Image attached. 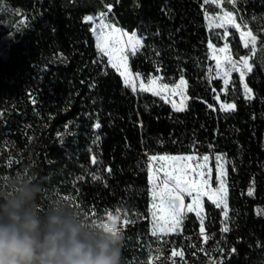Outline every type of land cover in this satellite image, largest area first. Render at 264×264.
<instances>
[{"label":"trees","instance_id":"trees-1","mask_svg":"<svg viewBox=\"0 0 264 264\" xmlns=\"http://www.w3.org/2000/svg\"><path fill=\"white\" fill-rule=\"evenodd\" d=\"M138 1L0 0V194L7 192L11 178L35 176L42 188L38 204L44 210L62 202L89 223L102 222L105 210L114 215L116 209L127 210L134 223L120 232L121 264H145L148 247L161 248L166 258L173 250L183 249L187 263L207 264V259L193 253L199 232L193 214L186 216L181 233L167 235L159 243L151 236L146 152L224 153L231 162L226 167L233 223L224 234L227 244L221 242V246L236 249L224 256V264H264V215L256 213L258 207L264 208V67L257 60L255 70L246 76L255 94L253 100L246 101L239 87L229 91L228 100L237 105L233 112L218 107L200 109L192 103H187L185 111L175 112L160 97L134 94L125 88L107 58L98 54L85 17L107 12L106 6L111 5L108 18L112 22L146 38L150 72L161 75L165 83L177 82L182 74L179 58L174 63H153L158 48L148 46V28L140 22ZM188 3L164 0V7L180 22ZM206 7L215 12L213 6ZM239 8L250 19L253 14H264V0H245ZM250 27L259 30L255 23ZM210 42L222 45L213 35ZM226 42L233 54H246L236 36H228ZM203 56L204 50L188 48L186 58L192 70L205 67ZM155 67L160 71L153 70ZM214 86L216 91L221 89L218 82ZM33 97L38 101L35 105ZM97 119L101 127L94 130ZM57 133L64 134L62 139ZM97 135L99 144L93 145ZM93 154L102 165H91ZM109 166L112 173L104 172L102 181L93 182L90 177L76 181L81 175L87 177L88 169ZM253 180L255 194L250 197L247 191ZM67 196L74 199H65ZM204 209L205 228L215 235L212 243L216 246L221 240L222 217L209 202ZM133 212L139 215H131Z\"/></svg>","mask_w":264,"mask_h":264},{"label":"snow or ice","instance_id":"snow-or-ice-1","mask_svg":"<svg viewBox=\"0 0 264 264\" xmlns=\"http://www.w3.org/2000/svg\"><path fill=\"white\" fill-rule=\"evenodd\" d=\"M245 0H203L201 9L207 28L223 30L221 38L225 41L229 36V29H234L239 33L242 47L247 50L246 54L239 55L238 59L233 58V53L227 42L222 47L215 46L209 42L207 47L210 50V59L215 61V68H209L208 79H220L222 81L221 92L227 93L229 86L232 84V74H239V81L243 89V96L246 101H251L255 98L253 89L246 82V76L255 70L256 61L259 60L260 66L264 67V14L259 16L253 14L250 19L241 15L239 5ZM214 6L216 11L210 12L206 6ZM225 5L230 6L226 10ZM107 12L101 11L98 15L86 16L85 22H93L91 31L96 38L97 52L101 58H107L108 65L122 78L125 88H130L135 94L137 92L151 93L153 96L160 97L165 103L171 104L173 111L182 112L187 109V102L190 99L187 95V81L181 74L179 82L165 83L162 76L148 75L144 76L139 72H132L129 66V57L137 56L145 47V37L139 35L136 31L131 33L117 27L108 16L111 13V5H107ZM98 20L99 23H94ZM257 24L258 31H254L250 25ZM159 55V53H156ZM160 69L157 68V72ZM215 71V76L211 73ZM106 74V73H105ZM94 86V85H93ZM215 92L216 90L213 89ZM179 96L177 102L175 97ZM215 99L220 104V110L223 112H233L236 110V103L221 102L219 95ZM32 103H38L35 97L32 98ZM212 108L211 105H209ZM215 110V109H213ZM142 126V125H141ZM101 124L99 120L93 124V129H99ZM66 130L68 126H65ZM65 134H69L66 133ZM64 134L57 133L58 138ZM100 137L97 135L93 140V145H98ZM194 147V146H193ZM211 147V146H210ZM91 151V149H90ZM148 155V174L150 195L152 203L149 212L152 218V227L150 229L151 236L157 238V242L163 241V237L169 234H179L183 230V222L189 213H194L199 221V236L202 243L198 251L203 252L207 257V264H224V256H231L236 252L235 247L228 251L221 246L227 244L226 235L231 231L230 207L228 203V169L226 165L231 163L227 155L219 153L215 155V181L216 187L211 185V169L209 168L208 154L199 155L195 152L187 155ZM93 166L102 165V161L93 154L90 159ZM11 161H9V166ZM233 171L235 168L233 167ZM112 173L111 167H100L96 171L87 170V177L81 175L76 178V181L86 180L90 177L93 182L104 180L103 173ZM162 173V175H161ZM255 181L253 180L247 191V195L254 197ZM190 198L189 203H185V198ZM207 198L216 208L221 210V240L216 242V246L212 250H207L206 245L209 239H215L214 234H208L205 228V220L207 214L205 212L203 201ZM65 199L72 200L74 197L67 196ZM106 211V219L103 226L106 230L121 232L122 229L117 226V221L123 216L122 224L126 227L134 221L130 218L127 210L121 212V209H116V214L109 210ZM257 215H264V208L256 209ZM131 215L138 216V213L133 212ZM261 246L260 242H257ZM192 247H196L192 245ZM160 248L150 251V259L148 264H156L160 261L161 264H166L170 261L171 264H176V257H179L183 262L184 251L173 250L171 256L161 259ZM213 252L220 254L217 258ZM154 253V254H153Z\"/></svg>","mask_w":264,"mask_h":264},{"label":"clouds","instance_id":"clouds-1","mask_svg":"<svg viewBox=\"0 0 264 264\" xmlns=\"http://www.w3.org/2000/svg\"><path fill=\"white\" fill-rule=\"evenodd\" d=\"M35 176L7 182L0 194V264H121L120 232L89 223L67 204H38Z\"/></svg>","mask_w":264,"mask_h":264},{"label":"rangeland","instance_id":"rangeland-1","mask_svg":"<svg viewBox=\"0 0 264 264\" xmlns=\"http://www.w3.org/2000/svg\"><path fill=\"white\" fill-rule=\"evenodd\" d=\"M202 2L203 0H189V3L182 10L183 18L180 22L176 21L173 18L172 10L165 9L164 0H139L137 5H138V12L140 14V22L143 25H146L148 28L147 29V37L149 38L148 46L150 49L153 47L158 48L157 52L159 53V55H156L157 59L156 61H153V63L157 65L162 64L163 62L166 61H170L174 63V59L179 58L180 59L179 63L181 64V68H182V74L184 76V79L187 81V95L190 98L187 103H192L194 106L200 109H214L215 107H218L220 109V104L215 99V96L219 95L221 102L232 103L228 100L229 91H236L237 87L242 89V86L239 81V74L233 73L231 78L232 84L229 86L228 92L226 94L221 92L220 90H217L215 92L213 91V89H215L214 82H218L220 88H222V81L220 79H212V80L208 79L209 76L208 69L215 68V61L210 59V50L208 49L207 45L210 42V35H213L215 38H217L222 42V45L218 47H222L226 41L221 38V33L223 30L213 29L210 31L207 28L203 11L201 9ZM214 10L216 11L215 7ZM88 23H90L92 27L93 22H88ZM94 23H99V21L96 20L94 21ZM229 33H230L229 36L233 35L238 38L240 45L242 47L239 33H237L234 29H229ZM94 39L96 43L95 36ZM190 47L204 50V56L202 57V60H205V67L203 69H198V70L191 69L189 60L186 58L187 50ZM233 58L238 59L239 56L233 54ZM129 66L132 72L142 73L145 77L148 75H154L153 73L150 72L149 65L146 61L144 49L137 56L129 57ZM157 68L159 67H155L153 70L157 72ZM211 75L215 76V71H213ZM178 82L179 80L176 83ZM175 99L178 102L180 97L177 96L175 97ZM209 105H211L212 108H210ZM209 156L210 159L208 164H209V168L211 169V185L214 188L216 187L215 156L212 155ZM148 181H149V174H148ZM149 187L151 188L150 184ZM189 202H190V198L186 197L185 203H189ZM205 202L211 203L206 197L204 198L203 206ZM151 203L152 200L150 195V205ZM213 206L215 207V205ZM215 210L218 212L219 216L222 217L221 214L219 213V209L215 207ZM189 214H193L195 219L197 220L194 213H189ZM105 219L106 216L101 223H103ZM149 219H150V224H151L150 229H151L152 227L151 215ZM122 220L123 219L120 218V220L117 221V226L121 229L124 227V225L122 224ZM199 228H200V224H199ZM197 235H198V240H196L193 244L196 246L193 247V251H194L193 253L197 258H202L205 261L207 259L206 255L203 252L198 251V249L201 246L202 240L201 237L199 236V232ZM212 240L213 239H209L208 243L204 245V247L207 250H212L214 248L215 243H212ZM156 248L159 247H148L149 250L148 260L146 261L145 264H148L149 262L150 251ZM213 255H215V252H213ZM164 258H166L165 252L162 250L161 259L164 260ZM175 260H176V264H189L186 262L185 259L182 262L179 257H176ZM156 264H161V262L157 261ZM166 264H171V262L166 261Z\"/></svg>","mask_w":264,"mask_h":264},{"label":"crops","instance_id":"crops-1","mask_svg":"<svg viewBox=\"0 0 264 264\" xmlns=\"http://www.w3.org/2000/svg\"><path fill=\"white\" fill-rule=\"evenodd\" d=\"M116 25V24H115ZM117 26V25H116ZM117 27H119V26H117Z\"/></svg>","mask_w":264,"mask_h":264}]
</instances>
